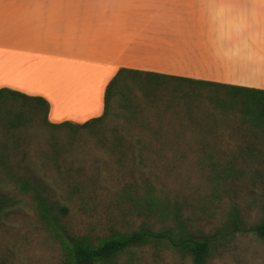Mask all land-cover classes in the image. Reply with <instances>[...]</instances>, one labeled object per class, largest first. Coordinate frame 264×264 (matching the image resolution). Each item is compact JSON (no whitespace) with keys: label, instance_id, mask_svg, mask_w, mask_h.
<instances>
[{"label":"trees","instance_id":"obj_1","mask_svg":"<svg viewBox=\"0 0 264 264\" xmlns=\"http://www.w3.org/2000/svg\"><path fill=\"white\" fill-rule=\"evenodd\" d=\"M50 108L0 88V264H212L213 205L264 187L263 89L121 67L102 115Z\"/></svg>","mask_w":264,"mask_h":264},{"label":"crops","instance_id":"obj_2","mask_svg":"<svg viewBox=\"0 0 264 264\" xmlns=\"http://www.w3.org/2000/svg\"><path fill=\"white\" fill-rule=\"evenodd\" d=\"M242 1L0 0V88L45 97L56 123L102 115L121 67L264 90V33L230 18Z\"/></svg>","mask_w":264,"mask_h":264},{"label":"rangeland","instance_id":"obj_3","mask_svg":"<svg viewBox=\"0 0 264 264\" xmlns=\"http://www.w3.org/2000/svg\"><path fill=\"white\" fill-rule=\"evenodd\" d=\"M246 1L248 3L242 1L238 4L231 5L237 9L238 12L232 13L230 18L250 17L252 19L251 23L254 24L255 29L264 33V10L262 0ZM242 13L245 15H242ZM228 17L229 16H226V18ZM0 62H2V60ZM1 67L2 66H0V69ZM30 78H32V86H38L34 83L38 80L36 71H33ZM77 83V80H72L73 85H77ZM82 86H84V84L81 83L78 87ZM53 93L55 92L53 91ZM230 189L229 192L223 194L222 201L216 202L212 207V211H209V214L213 213V217H208L210 222L207 223V230L212 229L213 231L221 229L227 219L226 214L231 212L233 206H235L234 210H236L238 214L236 225L228 221L226 228L222 230L223 234L220 235V241H222L224 246L220 247V251L212 264H264V240L251 230L253 225L257 223L259 215L264 207V187L243 184L242 186L234 185V187H230Z\"/></svg>","mask_w":264,"mask_h":264}]
</instances>
